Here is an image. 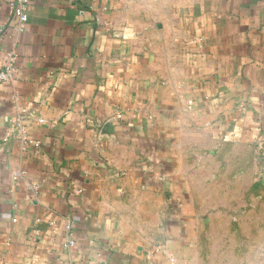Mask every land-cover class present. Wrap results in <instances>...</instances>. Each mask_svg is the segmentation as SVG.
<instances>
[{
	"label": "crops",
	"instance_id": "obj_1",
	"mask_svg": "<svg viewBox=\"0 0 264 264\" xmlns=\"http://www.w3.org/2000/svg\"><path fill=\"white\" fill-rule=\"evenodd\" d=\"M27 9L16 33L0 0V69L18 55L0 82V264H187L208 209L264 180V0Z\"/></svg>",
	"mask_w": 264,
	"mask_h": 264
},
{
	"label": "rangeland",
	"instance_id": "obj_2",
	"mask_svg": "<svg viewBox=\"0 0 264 264\" xmlns=\"http://www.w3.org/2000/svg\"><path fill=\"white\" fill-rule=\"evenodd\" d=\"M226 196L189 235L187 264H264V180L231 185Z\"/></svg>",
	"mask_w": 264,
	"mask_h": 264
},
{
	"label": "built area",
	"instance_id": "obj_3",
	"mask_svg": "<svg viewBox=\"0 0 264 264\" xmlns=\"http://www.w3.org/2000/svg\"><path fill=\"white\" fill-rule=\"evenodd\" d=\"M28 3L29 0H8V6H9V15L12 19V25L10 26L12 30L16 33H21L25 30L26 24L29 20L28 15ZM3 32V29H0V33ZM17 51L15 47L10 46L6 52H5V62L4 66L0 69V82H6L11 81L16 76V68H17ZM190 105V102H189ZM121 115H118V118H120ZM40 121H43V119H40ZM15 130V129H14ZM20 135L22 139L25 142H32L31 140L24 132L23 128L21 127ZM264 143V142H263ZM262 141H260L259 146H263ZM123 173H119V175H122ZM71 225H67V229L70 230ZM72 233L69 232V240L67 241V246L74 244V239L71 237ZM174 261V259H171Z\"/></svg>",
	"mask_w": 264,
	"mask_h": 264
}]
</instances>
